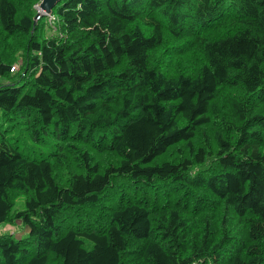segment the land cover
Returning <instances> with one entry per match:
<instances>
[{
    "label": "trees",
    "instance_id": "trees-1",
    "mask_svg": "<svg viewBox=\"0 0 264 264\" xmlns=\"http://www.w3.org/2000/svg\"><path fill=\"white\" fill-rule=\"evenodd\" d=\"M39 1L0 0V264H264V0H61L50 35Z\"/></svg>",
    "mask_w": 264,
    "mask_h": 264
},
{
    "label": "rangeland",
    "instance_id": "rangeland-1",
    "mask_svg": "<svg viewBox=\"0 0 264 264\" xmlns=\"http://www.w3.org/2000/svg\"><path fill=\"white\" fill-rule=\"evenodd\" d=\"M42 0H40L37 4H35L33 6L34 11H37V15L35 17V21L37 22V16H38V11L43 14V10H41L40 8V4H41ZM43 11V12H42ZM54 25V23H47L45 25H48L49 27L47 28V33L48 35L55 33L54 30L55 27H50V25ZM21 40V39H20ZM16 41V40H14ZM21 60H19L18 63H16L17 66V70L19 69V65L21 64ZM194 68V67H193ZM48 142V141H47ZM53 143V141L50 139V141L48 143ZM48 143L45 144H38V143H34L31 141H28L29 147L28 150H26L27 153H31L32 155H36L39 156V153H46L49 150H51V148H53V146H50ZM24 149V148H23ZM24 151V150H22ZM96 161H100L103 165H105V163H112L115 162L116 157L113 154L110 153H105V154H99V155H94ZM70 169H73L72 167H70ZM14 202H15V208L16 210H23L25 208V196L24 195H17L14 198ZM27 232V228H23L22 227V223L21 222H16L15 224H2L0 225V234H17L18 237L22 236L23 234H25Z\"/></svg>",
    "mask_w": 264,
    "mask_h": 264
},
{
    "label": "water",
    "instance_id": "water-1",
    "mask_svg": "<svg viewBox=\"0 0 264 264\" xmlns=\"http://www.w3.org/2000/svg\"><path fill=\"white\" fill-rule=\"evenodd\" d=\"M61 0H42L40 4L41 10H43L46 14H52V9L54 6L59 3Z\"/></svg>",
    "mask_w": 264,
    "mask_h": 264
},
{
    "label": "built area",
    "instance_id": "built-area-1",
    "mask_svg": "<svg viewBox=\"0 0 264 264\" xmlns=\"http://www.w3.org/2000/svg\"><path fill=\"white\" fill-rule=\"evenodd\" d=\"M43 12V11H42ZM44 16H46L47 18H48V21L50 22V23H54V21H55V16H53L52 14H50V15H48V14H46L45 12H43V14H41L39 11H38V16H37V21L38 20H40V18L41 17H44ZM17 70V66L16 65H14L11 69H10V71L13 73L14 71H16Z\"/></svg>",
    "mask_w": 264,
    "mask_h": 264
},
{
    "label": "bare ground",
    "instance_id": "bare-ground-1",
    "mask_svg": "<svg viewBox=\"0 0 264 264\" xmlns=\"http://www.w3.org/2000/svg\"><path fill=\"white\" fill-rule=\"evenodd\" d=\"M32 72V71H31ZM102 141V140H101ZM104 141V140H103ZM106 142V141H105ZM102 145V144H101ZM101 145H100V147H101ZM99 147V146H98ZM104 147H105V145H104ZM108 147V146H107Z\"/></svg>",
    "mask_w": 264,
    "mask_h": 264
}]
</instances>
